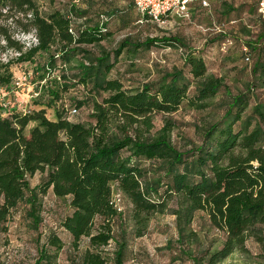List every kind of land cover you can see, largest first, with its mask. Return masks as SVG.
<instances>
[{
    "label": "trees",
    "instance_id": "16d2710c",
    "mask_svg": "<svg viewBox=\"0 0 264 264\" xmlns=\"http://www.w3.org/2000/svg\"><path fill=\"white\" fill-rule=\"evenodd\" d=\"M36 1L0 0V53L9 49L17 53L6 61L0 59V87L9 85L12 63L31 62L37 55L43 62L36 69L50 72L74 60L76 72L69 78L87 88L85 99L91 105L87 117L92 122L68 120L63 107L55 109L51 118L45 116L43 106L0 115V230L19 202L27 205L23 214L35 228L40 222V198L50 188L54 196L67 197L70 213L60 226L70 235L71 247L75 249L82 236L88 238L92 250H85L78 264H103L100 247L111 239L109 221L118 215L111 196L114 184L131 204L136 236L143 233L149 215L161 211L167 198L176 195L184 202L173 212L178 239L196 210L203 211L209 223L225 234L208 264L235 249L244 250L247 236H253L264 253V235L257 231L264 225V101L255 102L250 113L241 118L248 91L264 86V34L245 42L255 56L250 68L254 80L244 92L227 93L229 101L222 118L204 128L200 144L180 151L170 143L169 120L149 136L152 116L173 112L182 101L200 109L220 87L225 88L220 77L206 74L203 58L189 48L182 53L186 71L173 68L154 81L123 88L118 79L108 77L123 51L185 48V44L175 36L145 37L135 42L124 38L106 50L99 43L110 33L109 15L99 14L97 22L78 26L73 20L84 17V11L69 5L65 10L42 12ZM208 5L192 3L187 12L192 6ZM136 12L143 21L154 23L147 14ZM259 18L264 21V17ZM12 25L22 32L32 30L35 43L24 47L13 38ZM87 46H96V53ZM192 82L194 92L188 96ZM64 83L50 91L55 99L60 89L68 87ZM102 93L105 95L97 100ZM85 102L77 101L75 107ZM28 122L33 123L25 134ZM142 161L157 162L159 176L146 179ZM35 171L44 172V176L40 184L30 188L27 177ZM95 218L102 220L93 231ZM61 246L59 237L48 232L36 247L32 264H55ZM122 255L123 244L114 252V264H122Z\"/></svg>",
    "mask_w": 264,
    "mask_h": 264
},
{
    "label": "rangeland",
    "instance_id": "374dc122",
    "mask_svg": "<svg viewBox=\"0 0 264 264\" xmlns=\"http://www.w3.org/2000/svg\"><path fill=\"white\" fill-rule=\"evenodd\" d=\"M256 2L257 0H208L209 5L206 8L192 6L185 16H168L154 23L140 18L132 6V0H54L52 3L37 0L36 4L42 12L53 8L65 10L69 5L84 11V17H75L73 20V25L78 26L97 22L99 14L109 15L107 27L110 33L99 43L106 50H112L124 38L135 42L145 37L175 36L185 44V48L151 47L147 50L127 52L129 54L123 51L108 77L118 79L126 89L154 81L163 71L173 68H183L186 71L182 53L189 48L199 54L205 63L206 74L220 77L225 88L220 87L200 109L189 107L182 101L173 112L155 113L152 116V128L149 130V136H153L164 120H169L170 143L176 149L184 151L200 144L204 128L222 118L226 102L229 101L227 93L233 95L244 92L249 82L254 80L250 68L255 56L245 42L253 41L257 34H264V21L257 14ZM10 30L13 38L24 47L32 39V30L22 32L16 25H12ZM87 48L96 53V46ZM245 54L248 55L247 61L244 60ZM15 55V52L9 49L0 53V59L6 61ZM42 62L43 59L37 58L36 55L31 62H15L10 65V83L13 77L21 72L28 75L26 83L20 88L16 89L10 83L0 88L3 89L0 95L9 101V108L12 110L24 107L29 112L43 106L45 116L51 118L55 109L63 107L71 110L77 101L85 100L87 102L80 107H75V113L66 111L67 119L83 123L92 122L87 117L91 109L89 100L85 99L87 88L69 78L76 72L75 61L71 60L50 72L36 69ZM58 83L67 84L68 87L60 89L58 98L55 99L50 91L56 89ZM33 92H36V95L30 97ZM193 92L194 82L188 87L187 95L191 96ZM248 94V104L241 118L250 113L255 102L264 101V86L253 88ZM104 95L105 93H102L97 100ZM2 112L0 108V115H6ZM32 123L28 122L25 126V134ZM156 165L157 162H141V166L146 170V179L159 176ZM43 176L44 172L38 171L28 176L29 187L40 184ZM111 189L112 201L118 215L109 221L111 239L105 246L100 247L105 258L103 264H114V252L121 244L122 264H208L211 254L221 247L225 238L224 232L213 227L201 210L192 213L189 224L183 228L178 239V222L173 212L184 202L176 195L167 198L161 211L149 215L143 233L136 236L135 225L130 217L129 200L114 184ZM161 189L160 186L158 191L161 192ZM26 207L25 203L19 202L6 220L4 230H0V264H32L36 247L44 241L48 232H54L62 242L56 254L55 264H78L83 252L92 250L88 246V238L84 236L73 249L70 235L60 226L64 216L70 213L67 197H56L48 188L40 198V222L35 228H31V223L25 219L23 211ZM101 220L94 219L93 231ZM257 231L264 235V225L258 226ZM213 264H264V253L253 236H247L244 250L235 249Z\"/></svg>",
    "mask_w": 264,
    "mask_h": 264
},
{
    "label": "built area",
    "instance_id": "2783aa9c",
    "mask_svg": "<svg viewBox=\"0 0 264 264\" xmlns=\"http://www.w3.org/2000/svg\"><path fill=\"white\" fill-rule=\"evenodd\" d=\"M196 3L199 6L205 7L208 5L207 0H133L134 7L142 15L147 14L149 19L153 22H158L162 18L168 16H185L190 4ZM256 11L257 14L261 17H264V0H257L256 2ZM31 41L26 45H32L35 43V38L32 35ZM17 55V53H15ZM244 60L247 61L248 57L245 56ZM28 73L21 72L19 75L13 77L10 85L14 88H20L23 84L26 83ZM1 88V87H0ZM5 89V88H4ZM3 89L0 90V92ZM36 92H33L30 97L35 96ZM0 108L3 111L2 113H9L12 110H19L22 113L28 112L24 107L12 110L9 108V101L2 98L0 95ZM76 109L73 107L71 110H67L68 113H75Z\"/></svg>",
    "mask_w": 264,
    "mask_h": 264
},
{
    "label": "crops",
    "instance_id": "0c3cea01",
    "mask_svg": "<svg viewBox=\"0 0 264 264\" xmlns=\"http://www.w3.org/2000/svg\"><path fill=\"white\" fill-rule=\"evenodd\" d=\"M23 102V100H21V103Z\"/></svg>",
    "mask_w": 264,
    "mask_h": 264
}]
</instances>
